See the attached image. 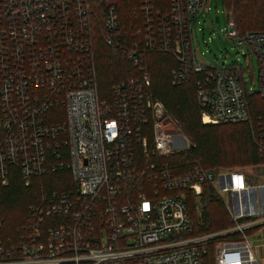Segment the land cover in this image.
Returning <instances> with one entry per match:
<instances>
[{"label":"built area","instance_id":"obj_1","mask_svg":"<svg viewBox=\"0 0 264 264\" xmlns=\"http://www.w3.org/2000/svg\"><path fill=\"white\" fill-rule=\"evenodd\" d=\"M170 4L127 45L110 0H0V192L14 169L25 186L56 173L70 181L28 205L17 236L0 239V264H204L210 243L216 264H257L245 231L250 206L264 200L250 190L264 183L168 160L189 141L152 94L149 54L175 60L172 85L194 79L203 123L249 121L253 93L240 70L196 58L192 23L208 0ZM228 24L227 35L258 58L264 98V31ZM99 43L135 69L108 98L98 90ZM203 184L233 226L193 234L189 196L198 201Z\"/></svg>","mask_w":264,"mask_h":264},{"label":"trees","instance_id":"obj_2","mask_svg":"<svg viewBox=\"0 0 264 264\" xmlns=\"http://www.w3.org/2000/svg\"><path fill=\"white\" fill-rule=\"evenodd\" d=\"M119 19V29L129 45L140 40L153 18L170 10V0H110ZM209 2V0H208ZM228 20L234 22L239 34L264 31V0H222ZM155 22V21H154ZM253 27V28H252ZM148 71L150 89L159 99L166 113L177 123L189 141V147L170 157L169 162L179 168L199 163L205 170L218 168L248 167L264 164V98L252 93L249 96L250 122L203 123L201 107L197 101L194 79L180 85H172L171 70L175 60L162 53H151ZM98 90L101 97L108 98L111 87L132 75L134 67L118 52L100 43L96 48ZM262 149V150H261ZM70 185L67 173L48 174L33 178L25 186L16 169L11 171L9 183L0 192V239H14L24 223L27 207L40 193L59 190ZM189 207L193 219V234H204L211 230L231 227L221 198L210 184H203L198 199L190 194ZM197 202L203 207V222L194 225L193 209ZM211 208V215L209 210ZM195 210V209H194ZM244 221V220H242ZM252 228L247 229L249 235ZM209 244L204 255V264H214V253Z\"/></svg>","mask_w":264,"mask_h":264},{"label":"rangeland","instance_id":"obj_3","mask_svg":"<svg viewBox=\"0 0 264 264\" xmlns=\"http://www.w3.org/2000/svg\"><path fill=\"white\" fill-rule=\"evenodd\" d=\"M208 6L209 10L207 9V7H205L203 11L197 16L196 21L192 23L191 38L196 58L199 62H202L209 66H225L240 70L243 75V81L246 82L249 91L253 92L257 96H260V94L258 93L260 89V72L257 56L247 45H237L234 39L231 36L227 35V31L229 29L227 13L230 16L231 14L230 12L226 13V11L224 10L222 0H209ZM148 62L149 58H147L145 64L147 67L149 64ZM134 72L135 71L133 70L132 73ZM250 121H252V116H250V120L247 122ZM215 170L240 171L245 175L247 182H249L250 184L253 183L256 185L257 183L264 182V164L243 168H218ZM222 197L227 201H230V196L227 193H222ZM194 209L192 213L194 218V225L197 227L203 222L202 204H199L197 202V205ZM207 209L208 206L206 210ZM208 210L211 215L212 209L209 208ZM221 229L224 228L211 230L210 232H215ZM211 244H213L211 248L214 253L215 244ZM214 264H216L215 260Z\"/></svg>","mask_w":264,"mask_h":264},{"label":"crops","instance_id":"obj_4","mask_svg":"<svg viewBox=\"0 0 264 264\" xmlns=\"http://www.w3.org/2000/svg\"><path fill=\"white\" fill-rule=\"evenodd\" d=\"M264 182L257 183L263 184ZM256 184V185H257ZM252 185H255L252 183ZM251 197V195H250ZM264 203V200H263ZM260 201L259 205L253 204L250 206V210L255 213L251 221L253 224L252 230L248 235L249 243L251 245L252 256L257 264H264V204ZM256 206L258 208H256ZM255 208L257 211H255Z\"/></svg>","mask_w":264,"mask_h":264},{"label":"water","instance_id":"obj_5","mask_svg":"<svg viewBox=\"0 0 264 264\" xmlns=\"http://www.w3.org/2000/svg\"><path fill=\"white\" fill-rule=\"evenodd\" d=\"M250 192L255 199L258 197L261 200L264 196V186H260L257 190L253 187L251 188ZM256 208L258 207L256 206ZM256 208L255 211H257Z\"/></svg>","mask_w":264,"mask_h":264}]
</instances>
